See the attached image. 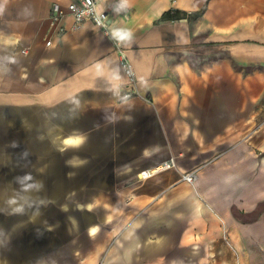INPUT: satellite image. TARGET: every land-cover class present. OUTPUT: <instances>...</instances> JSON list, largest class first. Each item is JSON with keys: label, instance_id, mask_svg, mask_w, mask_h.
Wrapping results in <instances>:
<instances>
[{"label": "crops", "instance_id": "obj_1", "mask_svg": "<svg viewBox=\"0 0 264 264\" xmlns=\"http://www.w3.org/2000/svg\"><path fill=\"white\" fill-rule=\"evenodd\" d=\"M70 1L0 0V105L56 109L58 149L80 143L121 178L132 222L108 264H264V0H102L111 31L130 33L131 98L91 20L69 16L47 45L53 5Z\"/></svg>", "mask_w": 264, "mask_h": 264}, {"label": "rangeland", "instance_id": "obj_2", "mask_svg": "<svg viewBox=\"0 0 264 264\" xmlns=\"http://www.w3.org/2000/svg\"><path fill=\"white\" fill-rule=\"evenodd\" d=\"M55 111L0 105V264L112 263L132 222L131 194L111 191L121 178L110 162L85 160L80 143L55 145L65 131Z\"/></svg>", "mask_w": 264, "mask_h": 264}, {"label": "built area", "instance_id": "obj_3", "mask_svg": "<svg viewBox=\"0 0 264 264\" xmlns=\"http://www.w3.org/2000/svg\"><path fill=\"white\" fill-rule=\"evenodd\" d=\"M102 0H71L66 5L55 3L52 7L49 28V37L47 38V45L53 43L54 37H60L67 31L66 19L71 16L74 20L73 29H77L85 20H91L96 26L103 30L110 40L114 43L116 49L120 53V66L123 73L126 75L127 91L125 98H131L137 94L135 90L136 71L130 58L128 57L122 41L115 33L111 31V13L110 10L102 6ZM25 51V50H24ZM175 160L171 159L164 162L156 170H146L142 173L144 176L151 175L154 171L166 170L174 167ZM183 179L187 182L193 183L196 179V172L189 171L183 175Z\"/></svg>", "mask_w": 264, "mask_h": 264}, {"label": "clouds", "instance_id": "obj_4", "mask_svg": "<svg viewBox=\"0 0 264 264\" xmlns=\"http://www.w3.org/2000/svg\"><path fill=\"white\" fill-rule=\"evenodd\" d=\"M121 40L128 38L130 36V33H123V32H117L115 33Z\"/></svg>", "mask_w": 264, "mask_h": 264}, {"label": "trees", "instance_id": "obj_5", "mask_svg": "<svg viewBox=\"0 0 264 264\" xmlns=\"http://www.w3.org/2000/svg\"><path fill=\"white\" fill-rule=\"evenodd\" d=\"M192 15H193V16H200L201 13H200V12H193Z\"/></svg>", "mask_w": 264, "mask_h": 264}, {"label": "snow or ice", "instance_id": "obj_6", "mask_svg": "<svg viewBox=\"0 0 264 264\" xmlns=\"http://www.w3.org/2000/svg\"><path fill=\"white\" fill-rule=\"evenodd\" d=\"M79 141H69V143H78Z\"/></svg>", "mask_w": 264, "mask_h": 264}]
</instances>
